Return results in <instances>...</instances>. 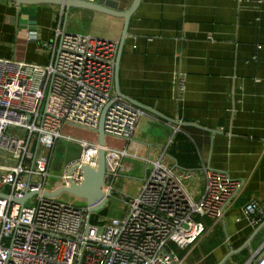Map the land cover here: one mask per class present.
<instances>
[{
  "label": "built area",
  "instance_id": "2783aa9c",
  "mask_svg": "<svg viewBox=\"0 0 264 264\" xmlns=\"http://www.w3.org/2000/svg\"><path fill=\"white\" fill-rule=\"evenodd\" d=\"M25 34L38 50L46 48L50 59L37 64L0 57V194L9 195H0V264H181L179 251L206 232L204 218L223 219L246 181L204 165L171 166L168 150L177 127L156 159L142 158L135 133L145 110L115 92L118 42L67 30L62 19L51 41H40L28 27ZM175 82L181 98L185 74L177 71ZM108 103L106 195L118 192L114 184L124 157L142 158L148 169L138 192H118L125 199L124 214L99 226L91 222L87 205L74 206L43 192L80 184L81 166L97 167L96 129ZM65 124L89 129L96 137L64 133ZM107 137L122 139L124 145L111 146ZM59 138L76 143L79 152L54 174ZM28 188L37 191L38 199L22 207L13 198ZM242 212L249 225H258L264 219V201L252 199ZM247 264H264V244Z\"/></svg>",
  "mask_w": 264,
  "mask_h": 264
},
{
  "label": "crops",
  "instance_id": "0c3cea01",
  "mask_svg": "<svg viewBox=\"0 0 264 264\" xmlns=\"http://www.w3.org/2000/svg\"><path fill=\"white\" fill-rule=\"evenodd\" d=\"M100 1L117 9L131 2ZM60 19L67 30L84 22L85 33L95 28L118 43L124 24L123 18L87 9L0 0V57L47 64L49 51L28 42L25 29L51 41ZM177 71L186 76L181 98ZM119 85L125 96L191 123L178 125L144 109L135 133L142 158L156 159L177 127L168 150L171 166L204 165L246 181L223 219L204 218L206 232L179 251L181 264H247L264 244V219L251 226L242 212L250 200L264 201V0H141L129 22ZM108 143L122 147L124 140L111 137ZM142 158L121 161L119 172L138 178L136 188L123 185L128 195L145 178Z\"/></svg>",
  "mask_w": 264,
  "mask_h": 264
},
{
  "label": "water",
  "instance_id": "95a60500",
  "mask_svg": "<svg viewBox=\"0 0 264 264\" xmlns=\"http://www.w3.org/2000/svg\"><path fill=\"white\" fill-rule=\"evenodd\" d=\"M16 2L18 5L21 4H39V3H51V4H59L67 7L68 9L71 7L81 8L92 10L96 12H102L111 16L120 17L124 19V24L121 32V37L118 45V51L116 55L115 61V89L118 96L128 99L130 102L135 104L136 106L154 112L157 115L164 117L169 121H173L178 125H191V123L180 122L178 120H174L172 118H168L159 112L145 106L144 104L134 100L128 96H125L121 93L120 85H119V69H120V61L121 56L124 49V44L126 38L128 36V28L131 17L134 12L138 8L141 0H131L130 4L124 9H117L110 5H106L101 3L100 0L96 2L84 1V0H12ZM110 103H108L102 110L100 115V119L97 126L98 133V143L100 145L99 155H98V163L97 167H91L88 165H82L81 169L83 172V181L80 184L71 183L70 186H62L56 190L49 191L45 190L43 192L46 197H56L62 194L63 192H68L73 195L83 197L86 199V204L88 207L89 215L91 216L94 211H98L103 209L107 202L109 201V197L106 195L104 191V187L106 185V179L109 175V171L107 170V158H106V132H105V117L106 112ZM196 125V124H192ZM177 167H179L177 165ZM34 194H37V191L29 190V188L24 192V195L20 198H13V201L20 204L22 207L25 205L26 201L30 199ZM0 195L8 197L9 195L6 193H1ZM222 264V263H221Z\"/></svg>",
  "mask_w": 264,
  "mask_h": 264
},
{
  "label": "rangeland",
  "instance_id": "374dc122",
  "mask_svg": "<svg viewBox=\"0 0 264 264\" xmlns=\"http://www.w3.org/2000/svg\"><path fill=\"white\" fill-rule=\"evenodd\" d=\"M87 23L80 22V24L75 27V28H70L73 31H77L79 33H85L87 32L86 28H88ZM97 29H93L92 32L90 33L93 36H101L100 34H96ZM62 132L64 133H71L75 136L78 137H86L88 139H94L96 137V133L82 127L78 126H71L68 124H65L62 128ZM109 137H107L108 139ZM107 142V141H106ZM111 142V140H109ZM79 148L76 143L69 142L66 139L59 138L57 141L54 150H53V163H52V172L54 174L61 173L64 170L65 165L76 158L78 156ZM56 166H58V170L56 169ZM131 168H134L136 166H130ZM137 176L139 174H136ZM125 172V169L120 173L119 177L115 180V189L118 192H124V193H129L130 191L128 190H121L123 189V185L125 183H129L131 186H136L138 185V178L134 176H129ZM55 185H58L57 178H53ZM122 184V185H121ZM193 182L189 181L188 182V187L192 189L193 187ZM116 192V195L114 194L112 197L109 198V201L107 202L106 206L103 209H100L98 211H94L92 213L91 217V222L93 224L102 226L106 223L107 219L112 218V217H119L122 216L125 212V199L123 196H121L120 193ZM116 196V197H115ZM58 200L66 202L68 204L74 205V206H86V199L83 197H79L76 195H73L68 192H63L59 196L56 197ZM38 199L37 195L32 196L30 199L26 201V206H32L34 205L33 203L36 202Z\"/></svg>",
  "mask_w": 264,
  "mask_h": 264
},
{
  "label": "trees",
  "instance_id": "16d2710c",
  "mask_svg": "<svg viewBox=\"0 0 264 264\" xmlns=\"http://www.w3.org/2000/svg\"><path fill=\"white\" fill-rule=\"evenodd\" d=\"M185 168H188L189 166H184ZM189 168H192V167H189ZM195 168V167H194ZM92 217V216H91Z\"/></svg>",
  "mask_w": 264,
  "mask_h": 264
}]
</instances>
